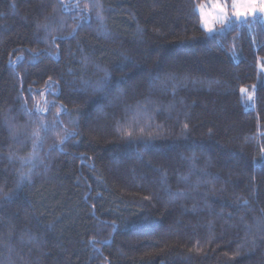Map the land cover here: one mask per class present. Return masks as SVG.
<instances>
[{
	"label": "trees",
	"instance_id": "16d2710c",
	"mask_svg": "<svg viewBox=\"0 0 264 264\" xmlns=\"http://www.w3.org/2000/svg\"><path fill=\"white\" fill-rule=\"evenodd\" d=\"M210 1L0 0V264H264V18Z\"/></svg>",
	"mask_w": 264,
	"mask_h": 264
},
{
	"label": "rangeland",
	"instance_id": "374dc122",
	"mask_svg": "<svg viewBox=\"0 0 264 264\" xmlns=\"http://www.w3.org/2000/svg\"><path fill=\"white\" fill-rule=\"evenodd\" d=\"M215 3H216V0H211L208 3H204V4H202V5H200L198 7V11H199V8L201 6L205 7L206 10L212 9L213 8V4H215ZM219 3H220L221 6H223L225 8V11L227 13V17L224 20V22L221 23L220 20L217 18L218 11H213L212 14L208 17V23L214 29L213 32H211V33H209L206 30V28H205V26H204V24L202 22L203 28L205 29V31L210 36H213L215 34L221 33L224 29L229 28L231 25H233L236 22L245 21V20H247L249 18H255V17H259V16H262L264 18V13L259 11V6L258 5H257V11H256L255 14H252L251 12H249L248 15L245 16V17H235L234 9H233V0H219ZM243 6H246V5H243ZM244 97H245V100L248 103V106L250 108L253 107V102H254V99H255L254 92L248 90V91H246L244 93Z\"/></svg>",
	"mask_w": 264,
	"mask_h": 264
},
{
	"label": "snow or ice",
	"instance_id": "6c2138e0",
	"mask_svg": "<svg viewBox=\"0 0 264 264\" xmlns=\"http://www.w3.org/2000/svg\"><path fill=\"white\" fill-rule=\"evenodd\" d=\"M257 5L259 6V11L264 13V0H233L234 15L235 17H245L249 12L255 14L257 11ZM213 11H218L217 18L221 23H223L227 17L225 8L220 5L219 0H216V3L213 4L212 9L206 10L205 7L201 6L199 8L201 20L209 33L213 32L214 30L213 27L208 23V17Z\"/></svg>",
	"mask_w": 264,
	"mask_h": 264
}]
</instances>
